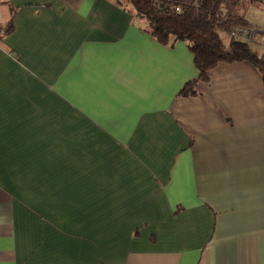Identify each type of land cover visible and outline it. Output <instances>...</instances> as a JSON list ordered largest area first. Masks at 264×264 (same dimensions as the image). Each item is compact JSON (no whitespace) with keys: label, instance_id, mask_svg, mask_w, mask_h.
Listing matches in <instances>:
<instances>
[{"label":"crops","instance_id":"obj_1","mask_svg":"<svg viewBox=\"0 0 264 264\" xmlns=\"http://www.w3.org/2000/svg\"><path fill=\"white\" fill-rule=\"evenodd\" d=\"M197 75L130 5L0 0V264H264V76Z\"/></svg>","mask_w":264,"mask_h":264},{"label":"trees","instance_id":"obj_2","mask_svg":"<svg viewBox=\"0 0 264 264\" xmlns=\"http://www.w3.org/2000/svg\"><path fill=\"white\" fill-rule=\"evenodd\" d=\"M130 5L142 27L161 43L185 39L193 53L198 75L181 88L182 94H194L198 80L218 61L247 60L264 76V49L254 50L246 41L225 44L219 29L249 28L245 17L248 7L264 10V0H116ZM11 28L9 23L5 31Z\"/></svg>","mask_w":264,"mask_h":264},{"label":"built area","instance_id":"obj_3","mask_svg":"<svg viewBox=\"0 0 264 264\" xmlns=\"http://www.w3.org/2000/svg\"><path fill=\"white\" fill-rule=\"evenodd\" d=\"M258 32L264 33V30H261L257 27L250 26L249 28H242V29H231L228 32V36L233 40H241L246 41L248 43L256 42L255 34ZM262 39H264V35H261Z\"/></svg>","mask_w":264,"mask_h":264}]
</instances>
